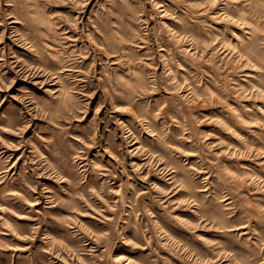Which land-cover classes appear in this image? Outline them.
<instances>
[{
	"label": "rangeland",
	"instance_id": "rangeland-1",
	"mask_svg": "<svg viewBox=\"0 0 264 264\" xmlns=\"http://www.w3.org/2000/svg\"><path fill=\"white\" fill-rule=\"evenodd\" d=\"M0 264H264V0H0Z\"/></svg>",
	"mask_w": 264,
	"mask_h": 264
}]
</instances>
